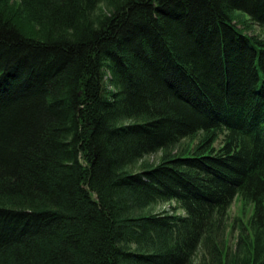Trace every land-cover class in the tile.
<instances>
[{
  "label": "trees",
  "instance_id": "16d2710c",
  "mask_svg": "<svg viewBox=\"0 0 264 264\" xmlns=\"http://www.w3.org/2000/svg\"><path fill=\"white\" fill-rule=\"evenodd\" d=\"M235 10L264 25V0H0V264H190L237 196L264 229V39Z\"/></svg>",
  "mask_w": 264,
  "mask_h": 264
},
{
  "label": "rangeland",
  "instance_id": "374dc122",
  "mask_svg": "<svg viewBox=\"0 0 264 264\" xmlns=\"http://www.w3.org/2000/svg\"><path fill=\"white\" fill-rule=\"evenodd\" d=\"M105 12L108 7L105 3H101L98 9ZM233 16L240 27H243L250 35H255L264 39V25H260L250 19V16L239 10L233 12ZM202 137V133L197 137L184 138L174 148V152H182L190 148H195ZM222 143V138L216 143L219 147ZM163 150L146 155L143 159L139 160L135 165L131 167L133 171H139L144 166L156 165L163 157ZM255 206L251 202H246L240 196H237L232 205L230 206L227 216L224 218L223 223L218 230L217 237L220 241L216 246L208 248L199 247L198 251L194 254L190 264H220L217 260V255L225 263L234 262L236 258H243L247 255L249 249H253L256 240L264 242V229H260V226L254 228L255 223L253 220ZM165 211L185 214V211L180 208L176 201L160 202L158 204H152L143 209V213H162Z\"/></svg>",
  "mask_w": 264,
  "mask_h": 264
}]
</instances>
